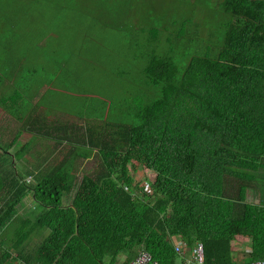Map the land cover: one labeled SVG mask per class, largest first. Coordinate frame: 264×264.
<instances>
[{
	"label": "trees",
	"instance_id": "trees-1",
	"mask_svg": "<svg viewBox=\"0 0 264 264\" xmlns=\"http://www.w3.org/2000/svg\"><path fill=\"white\" fill-rule=\"evenodd\" d=\"M16 2L0 0V29L10 33L0 42V62L18 51L27 64L39 54L31 37L48 33L36 7ZM42 9L49 14L48 2ZM223 11L234 22L216 57L198 51L179 75L170 54L150 50L136 78L121 85L117 78L127 93L120 113L108 94L75 114L85 127L43 135L54 150L36 169L21 174L9 162L0 170V264H129L143 250L158 264H177L174 237L191 249L202 243L204 264L264 259V202L246 201L248 190L261 196L264 187V0H225ZM21 22L36 26L27 32ZM77 26L78 41L92 34ZM14 62L4 76L21 69ZM110 83L106 75L99 89ZM24 90L27 98L35 93ZM54 90L40 100L68 101L67 89ZM94 157L96 172L78 178V161ZM142 168L154 173L144 177L150 192L135 177ZM238 236L252 240L243 260L233 258Z\"/></svg>",
	"mask_w": 264,
	"mask_h": 264
},
{
	"label": "rangeland",
	"instance_id": "rangeland-1",
	"mask_svg": "<svg viewBox=\"0 0 264 264\" xmlns=\"http://www.w3.org/2000/svg\"><path fill=\"white\" fill-rule=\"evenodd\" d=\"M15 1L33 5L40 13L37 22L45 26L48 34L45 36L43 33L42 36L39 33L31 37V44L39 53L38 60L33 63L36 71H40L38 75L42 81L49 82L51 91L57 92L54 88L67 89L68 109L74 115V123L82 127H85L86 120L75 114H86L90 106L95 105L94 102H99L96 100L103 101L108 94L115 95L117 101H114L113 107H116V112H121V108L127 105V101H124L127 93L117 84V78L120 85L122 81L129 80L130 76L136 78L138 68L146 63L150 50L156 49L162 55L170 54L180 70L179 75H182L191 57L198 51L199 54L217 56L221 41L226 39L230 27L228 25L234 22L231 16L224 14L225 0ZM43 2H48L49 14L42 9ZM21 23L27 32L36 26L33 23ZM78 23L89 28L87 30L92 33L88 36L84 32L85 36L79 38V41L74 38ZM6 28L4 26L0 29V42L9 36ZM75 44L77 49L75 47L74 50ZM20 53L16 51L15 61L21 63L20 76L28 84V69L32 62H21ZM106 75H110L111 83L104 91L99 88H103L100 80L104 81ZM73 95L78 101H73ZM88 98L93 101H88ZM65 102L58 101L59 107L64 109ZM121 103L126 105L122 106ZM29 139L28 134L19 139L18 152ZM37 139L32 148L29 147L31 150L29 153L27 151L24 163L17 164L20 168L17 167L18 173L24 174L26 167L36 169L39 160L54 150L53 140ZM99 163L96 157L79 160L77 177L94 174ZM145 175L154 179V173L143 168L135 173L141 185L147 182ZM253 194V190H249V197ZM71 198L72 195L65 194L64 203L70 204Z\"/></svg>",
	"mask_w": 264,
	"mask_h": 264
},
{
	"label": "crops",
	"instance_id": "crops-1",
	"mask_svg": "<svg viewBox=\"0 0 264 264\" xmlns=\"http://www.w3.org/2000/svg\"><path fill=\"white\" fill-rule=\"evenodd\" d=\"M5 31L7 35H10L9 29ZM8 53L10 54V52ZM11 57L12 55L9 58V62H0V165H2L0 170L9 168L10 163L17 169V167L19 168L17 164L25 160L26 157L21 159L19 156L20 151L18 152L20 147H17V145L20 138L26 137L28 134L30 138L28 141L31 138L42 139L46 132H49L51 137H57L59 129H66L74 123V115L68 109L67 101L63 109L59 107L56 95H54L53 101L51 97L46 101L40 100L42 93L46 90L51 91L52 88L50 89L49 82H43L42 78L34 73L35 71L28 70L30 72L28 84L21 82V69L11 71L10 75L8 74L7 76L2 74V71L6 70L7 67L9 68L14 62L15 59L11 62ZM19 60L21 61V58ZM32 64L33 66L31 67L35 69V64L33 62ZM42 83L43 85H41ZM26 87L32 88L30 95L35 91L31 98L26 97L24 90ZM65 93L68 95V92L65 91ZM28 168L26 167L25 169ZM29 169H32V167ZM262 194L261 196L253 194L249 197L248 190L246 201L255 204L261 203V200L264 202V187ZM173 241L175 247L180 246L182 249V252L179 253L177 264H184L189 260H191V264H196L192 260V249L181 238L174 237ZM232 249L233 258L235 260H243L245 254L251 252L252 240L244 236H238L232 243Z\"/></svg>",
	"mask_w": 264,
	"mask_h": 264
},
{
	"label": "built area",
	"instance_id": "built-area-1",
	"mask_svg": "<svg viewBox=\"0 0 264 264\" xmlns=\"http://www.w3.org/2000/svg\"><path fill=\"white\" fill-rule=\"evenodd\" d=\"M27 181H30V178ZM144 184L146 185V189L148 188L147 191L150 192L151 190L147 182H144ZM176 251L178 253H181L182 252L181 247L177 246ZM204 259H205L204 246L202 243H197L196 246L192 249V260H194L196 264H204ZM129 264H158V263L153 259L152 255L149 252L143 250ZM184 264H191V260L186 261ZM252 264H264V259L256 260Z\"/></svg>",
	"mask_w": 264,
	"mask_h": 264
}]
</instances>
